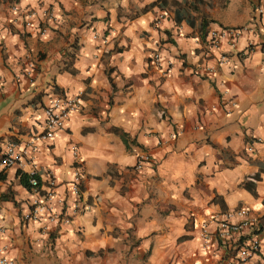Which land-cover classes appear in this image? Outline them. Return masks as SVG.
I'll list each match as a JSON object with an SVG mask.
<instances>
[{"label":"crops","instance_id":"0c3cea01","mask_svg":"<svg viewBox=\"0 0 264 264\" xmlns=\"http://www.w3.org/2000/svg\"><path fill=\"white\" fill-rule=\"evenodd\" d=\"M25 13L33 14L30 27ZM245 26L254 35L244 32L228 63L217 65L206 33ZM260 33L264 16L250 0H0V153L6 142L41 132L42 110L53 95L80 92V110L38 146L33 161L41 192L52 179L55 195L64 197L75 146L86 206L67 225L24 221L31 193L18 173L30 166L0 167V258L11 264H224L238 246L260 237L264 53L245 51ZM153 53L160 68L149 64ZM198 64L213 66V74L199 76ZM141 152L150 162L133 171ZM237 209L257 219L262 232L249 229L203 249L201 225ZM244 264H264L262 253Z\"/></svg>","mask_w":264,"mask_h":264},{"label":"built area","instance_id":"2783aa9c","mask_svg":"<svg viewBox=\"0 0 264 264\" xmlns=\"http://www.w3.org/2000/svg\"><path fill=\"white\" fill-rule=\"evenodd\" d=\"M253 4L254 12L257 16H264V0H250ZM17 10L16 7L12 8ZM32 13L23 15L25 26L30 27ZM248 28H216L209 30L206 33V44L210 52H215V62L217 65H225L229 61L228 53L235 47V41L245 32L253 36L252 32H247ZM45 30H41L40 34H44ZM92 39H97L96 34L92 35ZM222 42L226 49L221 47ZM245 51L251 53L259 51L264 53V33L257 36L256 41L249 39L245 45ZM149 64L154 68L161 67V59L158 53H153L149 56ZM32 68V64L29 65ZM170 68V63L167 62L166 69ZM195 72L199 76L212 75L214 67L211 65H196ZM82 105V94H55L51 97L48 104L43 108V123L42 130L38 134L27 137L23 142H6L0 153V167L10 168L19 167L23 162L27 163L30 168L26 173L28 176L29 190L31 199L29 209L22 219L24 221H39L44 220L51 225H67L71 221V217L84 212L85 204L81 200V182L83 173L77 163V148L70 147V154L75 163L73 166L72 176L68 182L67 194L64 197H57L54 193V181L49 179L46 184V190L41 192L37 180L36 170L34 168V157L38 151V146L41 143L52 141L56 134L62 131L65 127L66 120L71 114L80 110ZM173 138V134L170 135ZM260 140L255 139L254 143ZM159 144V141L156 142ZM246 152H252V144H247ZM150 162V157L147 153L141 152L132 166L133 171H140L145 164ZM236 218V221L234 220ZM213 222L215 229L210 232L208 223ZM253 229L259 233L262 232L259 222L255 218H251L245 209H237L232 212H227L221 218L212 217L208 222H204L200 228V239L203 249H208L209 242L215 240L217 242H227L233 236L241 237L245 231ZM45 230V229H44ZM4 233V229L0 227V235ZM264 259V233L260 237H253L249 240L247 246L242 244L237 247L235 254L224 264H244L247 258L254 254H261ZM0 264H11L6 258H0Z\"/></svg>","mask_w":264,"mask_h":264},{"label":"trees","instance_id":"16d2710c","mask_svg":"<svg viewBox=\"0 0 264 264\" xmlns=\"http://www.w3.org/2000/svg\"><path fill=\"white\" fill-rule=\"evenodd\" d=\"M158 1V0H157ZM160 1V0H159ZM204 26V25H203ZM200 32L202 33L201 34V37H203L204 35H205V32L203 31V28L201 27V30H200ZM72 49H74V47H72ZM68 57H72V55H69ZM66 61H63V64L66 66ZM121 138H122V140H123V142H124V144H125V146H127V144H128V142H127V140H126V138H125V136L122 134L121 135ZM18 177H19V182H20V184L22 185V187H24L25 189H27V190H29V184H28V176H27V174H24V173H18ZM258 178H259V174L258 173H256V174H254L253 176H252V179L253 180H258ZM246 185L249 187V188H251L252 189V186L251 185H249V184H247L246 183Z\"/></svg>","mask_w":264,"mask_h":264}]
</instances>
